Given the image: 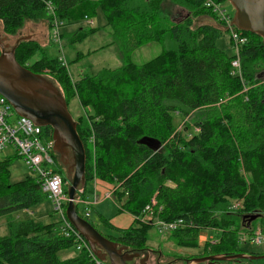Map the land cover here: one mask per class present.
I'll list each match as a JSON object with an SVG mask.
<instances>
[{"label": "trees", "instance_id": "16d2710c", "mask_svg": "<svg viewBox=\"0 0 264 264\" xmlns=\"http://www.w3.org/2000/svg\"><path fill=\"white\" fill-rule=\"evenodd\" d=\"M49 1L63 24L92 19L100 9L105 27L120 42L124 55L117 68L72 80L65 66L35 40H21L15 48L22 66L52 76L67 102L75 96L86 108L87 116L76 121L86 153V182L93 178L116 182L115 197L123 200L121 209L133 216L155 195L162 218L182 217L193 224L192 229L175 233L188 247L196 244L194 229L219 226L221 239L198 257L264 254V246L260 252L240 248L237 233L244 221L239 215L243 206L264 212V84L259 78L264 74V39L243 31L248 38L240 51L242 81L247 86L243 92L241 80L230 73L233 55L216 46L223 34L220 23L193 25L203 12L215 22L203 0H176L195 12L172 24L160 12L163 0ZM51 17L43 0H0V24L7 36L18 34L27 20L50 22ZM94 32L79 28L70 43ZM164 41L169 46L148 61L130 60L136 48ZM37 51L41 58L30 66L28 60ZM177 115L185 120L179 129ZM45 131L51 135L50 127ZM56 161L55 169L62 175L57 157ZM10 163V159L0 160V217L6 218V233L0 235V264H93L85 250L64 260L57 257L59 250L74 247L60 234L58 223L43 225L14 215L48 198L32 176L11 183ZM232 201H239L235 210L229 209ZM102 221L116 231V236L102 233L105 237L134 251H150L149 227L134 217L126 229L115 228L105 218ZM261 228L264 234V219ZM251 230L245 228L246 233Z\"/></svg>", "mask_w": 264, "mask_h": 264}, {"label": "rangeland", "instance_id": "374dc122", "mask_svg": "<svg viewBox=\"0 0 264 264\" xmlns=\"http://www.w3.org/2000/svg\"><path fill=\"white\" fill-rule=\"evenodd\" d=\"M220 3L233 16L234 9L230 3L226 0H222ZM160 12L166 17L167 20L171 21L172 24L173 22H180L183 19H186L189 14L193 15L195 11L188 9L187 5H183L176 0H163L160 6ZM209 15L211 16L210 13H201L195 18L193 25L197 26L198 24H205L208 19H211ZM91 20L92 24H90L87 20L64 23L59 28V33L61 34L62 50L57 44H51L47 47V54L50 57L57 58L61 55L64 57L67 65L66 70L72 80L78 79L83 74L94 75L104 68H117L124 62V55L120 48V42L114 39L110 28L105 27L106 18L104 13L98 9L96 16ZM44 23L47 25V27H50V22L48 19H46ZM210 23H214L217 26L219 21L215 20V22L211 21ZM79 28H92L95 29V32L88 35L81 41L70 43L71 36ZM219 28H221V26H219ZM26 31L27 29L24 26L21 32L25 35ZM3 37L4 33L0 24V43H8L10 47L14 44L18 34L7 36V41H2L1 38ZM168 46L169 43L167 41L150 42L146 45L136 48L130 55V60L137 64L143 63L155 57ZM216 46L220 49H223L228 56H232L235 52L229 33L225 30H223L222 36L217 39ZM20 54L21 52L18 54L19 59ZM40 58L41 53L37 51L29 58L28 64L33 66ZM48 76L52 78V76ZM259 78H261L260 83L264 84V74ZM67 107L75 121L79 120L80 116L83 118L87 116L85 110L86 108L83 109L81 107L78 98L75 96L69 99L67 102ZM176 118L179 123V129L181 124L185 123V120L181 115H177ZM183 133L185 134L186 131H183ZM5 157H10L11 163L9 165V181L11 183L22 182L32 176L31 170L26 166L20 157H16L13 154V150L11 148H7L0 152V159ZM61 176L62 178H66L65 186L68 188L70 185V179L67 178L65 169L62 170ZM102 184L106 185V189L102 187ZM114 186H117L116 182L97 178L95 182L87 181L85 183V188L79 190L78 192L79 194H81L82 191L86 193L84 196L89 202H94V199L97 195V201L94 202L92 206H90V216L88 219L98 231L111 236H116V231L115 229H111L108 225L104 224L102 218L107 219L115 228L120 229L128 228L132 221L131 215L127 211L121 209L123 200L118 201L117 199L112 200L104 197L105 193L110 191ZM77 206L78 211L81 212L84 205L80 203ZM250 214H258V217L253 220H249L248 217L243 218L244 221L239 223L237 229V233L239 232V237H241L242 234H246L247 237L245 238V242L240 238L238 243L242 249H254L260 252L263 250L264 244L256 245L251 241V239L257 230H260L264 236L261 230V220L264 219V212H254L253 210L246 209L243 206L239 213L241 217ZM14 215L18 216L20 219H33L35 221L42 222L43 225L57 223L60 220V216L53 212L52 206L48 199L29 209L16 212ZM5 222L6 218L1 216L0 235H4L6 233ZM142 225L149 227V230L146 233V244L150 251H148V259L146 264H184L185 260L198 257V255L205 253V251L209 250L208 245H213L221 239L219 226H214L212 229L202 227V229L200 228L199 230L194 229L198 231L196 244L193 247H188L181 244L180 239L175 235V233H182L181 231H161L157 227L149 224ZM247 226L252 227V234L245 232V228L247 229ZM76 251L77 250L75 247L69 246L59 250L57 252V257L60 260L71 258L75 255ZM143 257L144 253H141L140 256L135 260L134 264H140V258ZM217 264H264V258L253 260L241 259L233 261H218Z\"/></svg>", "mask_w": 264, "mask_h": 264}, {"label": "water", "instance_id": "95a60500", "mask_svg": "<svg viewBox=\"0 0 264 264\" xmlns=\"http://www.w3.org/2000/svg\"><path fill=\"white\" fill-rule=\"evenodd\" d=\"M234 9L232 24L243 31L259 35L264 39V0H226ZM30 39V35L18 32L14 44L0 43V95L13 106L17 114L31 119L37 125L50 127L53 139V151L59 164L66 170L70 185L67 188L69 198L66 217L87 241L91 251L99 259L109 264H130L139 257L140 264H146L148 251H134L105 237L88 220L79 215L75 199L79 190L85 188L86 153L82 140L76 130V121L72 118L67 101L56 81L48 75H42L22 66L15 57V48L21 40ZM2 41H7L4 34ZM258 214L244 215L253 220ZM264 254L236 253L231 255L211 254L193 257L184 264H213L214 261H232L241 259H260Z\"/></svg>", "mask_w": 264, "mask_h": 264}, {"label": "built area", "instance_id": "2783aa9c", "mask_svg": "<svg viewBox=\"0 0 264 264\" xmlns=\"http://www.w3.org/2000/svg\"><path fill=\"white\" fill-rule=\"evenodd\" d=\"M43 2L48 15L52 16L50 20L51 40L62 50L59 28L63 25V21L55 15V6L51 1L43 0ZM203 6L215 15V20L219 21L221 28H223L222 30L229 33L235 51L230 63V73L239 78L243 84L240 51L248 43L247 36L243 33V30L236 28L232 24L231 13L220 2L216 0H203ZM84 20L92 24L91 19L85 18ZM57 59L63 66L66 65V61L62 55L58 56ZM246 90L247 86L243 84L242 91L245 92ZM194 130L198 131V128H194ZM7 148H11L13 154L24 161L26 166L31 170L32 177L36 179L42 191L47 194L53 212L60 216V220L57 222L60 234L64 238L70 239L77 251L85 250L88 252L93 264H109L107 261H103L94 255L85 238L66 217L65 211L69 198L67 191H65L66 186L63 178L55 169L57 161L56 154L53 151V139L51 135L49 136L46 133L45 127L37 125L31 119L17 114L12 104L4 96L0 95V152ZM4 159H10V157L0 160ZM96 180V178H93L92 181L95 182ZM116 190H119V185L114 186L110 191L106 192L104 197L115 200ZM96 201L97 195L94 199V202ZM74 202L76 205L80 203L84 205L81 213L84 217L88 218L90 216V206L94 202H89L82 196H79ZM238 206L239 201H232L229 209L235 210ZM161 211L162 206L158 204L155 195H153L144 205L141 212L133 217L137 222L152 225L161 231L174 232L180 229L193 228V224L182 217L173 220L162 218ZM246 237V234H242L241 239L245 242ZM251 241L256 245L264 244V236L260 230L255 232Z\"/></svg>", "mask_w": 264, "mask_h": 264}, {"label": "crops", "instance_id": "0c3cea01", "mask_svg": "<svg viewBox=\"0 0 264 264\" xmlns=\"http://www.w3.org/2000/svg\"><path fill=\"white\" fill-rule=\"evenodd\" d=\"M211 19H208L206 23H210L211 21H213ZM45 20L46 19L38 21V22H32V21L26 22L25 23V28L27 29V31L25 33L27 35H30V39L35 40L44 49L45 53L47 54V47L49 45H51V44H54V43L52 42L51 36H50L51 35V33H50L51 28L47 27V25H45V23H44ZM44 26H45V28H44ZM66 67H67V65H65V68ZM102 187H104L106 189V185L105 184H102ZM84 195L82 197L85 198ZM131 217L133 219V215H131Z\"/></svg>", "mask_w": 264, "mask_h": 264}, {"label": "flooded vegetation", "instance_id": "af4514ba", "mask_svg": "<svg viewBox=\"0 0 264 264\" xmlns=\"http://www.w3.org/2000/svg\"><path fill=\"white\" fill-rule=\"evenodd\" d=\"M62 170H64L63 167H62ZM137 258H138V257L133 258L132 260L129 261V263H130V264H134V262H135V260H136ZM158 261H159V260H158ZM217 263H218V261H214V262H213V264H217Z\"/></svg>", "mask_w": 264, "mask_h": 264}]
</instances>
